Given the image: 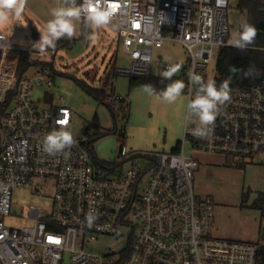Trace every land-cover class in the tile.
Instances as JSON below:
<instances>
[{"label":"built area","instance_id":"1","mask_svg":"<svg viewBox=\"0 0 264 264\" xmlns=\"http://www.w3.org/2000/svg\"><path fill=\"white\" fill-rule=\"evenodd\" d=\"M230 1L113 0L118 8L109 24L130 61L115 67V75L160 77L171 63L157 61L154 51L174 43L188 54L175 75L186 85L190 71L202 76L221 48L231 46ZM22 51L40 61L30 57L32 47L13 45L0 32V189H6L0 190V264H264V191L258 238L240 241L214 236L215 201L194 189L197 152L223 155L231 164L257 158L264 168V78L249 88L229 87L231 100L208 137H194L189 130L196 125L185 124L177 152L121 153L108 162L113 167L103 169L92 151L91 129L61 154L43 151L44 137L60 127L61 109L69 112L66 127L72 133L74 109L37 105L34 84L51 85L53 72L41 67L33 77L20 76ZM184 92L189 97L187 87ZM123 98L111 92L106 99L120 114ZM138 156L145 166L124 169ZM22 186L34 193L50 190L53 206L43 217L30 205L33 224L16 227L5 218L14 214L13 189ZM90 211L97 217L92 227L85 219ZM125 232L124 249L103 247L104 239L120 240Z\"/></svg>","mask_w":264,"mask_h":264},{"label":"rangeland","instance_id":"2","mask_svg":"<svg viewBox=\"0 0 264 264\" xmlns=\"http://www.w3.org/2000/svg\"><path fill=\"white\" fill-rule=\"evenodd\" d=\"M239 1L231 0L228 9L231 37L247 21L246 13L238 8ZM34 2L44 5L48 9L47 18H52L51 9L57 6V0H28L25 12L19 18L10 17L5 25L0 26V32L8 35L11 44L30 48L39 40L40 31L44 30L46 23L39 20ZM77 31L79 35L73 38L70 47L40 54L36 58L53 61L57 72L51 85L34 84L32 93L37 105L56 109L67 104L73 108V137L83 136L90 127L92 133L102 135L94 141L95 155L101 161L114 162L121 153L169 152L175 148L184 135L187 93L184 92L176 103L168 104L158 95L147 94L143 86H131V77L115 75V67H126L130 61L122 38L112 25L98 29L86 25L83 31V23H80ZM93 33L95 39H88ZM154 52L157 61L181 66L188 58L185 49L174 43H166ZM40 68V65H31L27 75L33 77ZM156 73L154 66L153 74ZM215 75L214 63L202 73L205 82L214 80ZM78 80L96 88L105 87L108 92L112 86L114 93L124 97L129 104L126 108L128 116L124 119L120 114V118L115 120L110 108L86 93ZM47 96L52 98L51 102L46 100ZM95 115L99 128L91 126ZM123 131L126 139L121 151L119 136ZM195 155L200 162L195 171V192L202 197L211 196L215 201L214 236L240 241L257 240L264 191V168L258 159L247 158L231 164L223 155L201 152ZM145 163V158L134 157L124 163V169L131 166L142 168ZM12 204L14 214L6 217L5 221L22 227L33 224L29 218L30 205L38 207L41 216L45 217L52 212L53 199L50 190L34 193L31 188L22 186L13 189ZM127 240L125 232L120 240L106 238L102 243L103 247L112 246L119 252L126 247Z\"/></svg>","mask_w":264,"mask_h":264},{"label":"clouds","instance_id":"3","mask_svg":"<svg viewBox=\"0 0 264 264\" xmlns=\"http://www.w3.org/2000/svg\"><path fill=\"white\" fill-rule=\"evenodd\" d=\"M219 2V0H218ZM28 0H0V26L5 25L10 17L19 18L26 9ZM118 4L113 0H57V6L51 9V19L40 31V38L34 42V49L30 57L38 58L40 54H47L55 50L58 41L72 40L79 35L77 25L83 23L88 27L98 29L107 26L117 11ZM257 36L254 25L244 22L241 29L234 32L229 43L232 47L245 50L253 44ZM88 39H95L90 34ZM180 64H170L159 73L162 80H168L163 89L157 91L152 84L143 85L144 91L149 95H158L168 104H174L188 88L189 98L186 106L185 122L195 123L196 126L189 131L198 138L208 137L212 131L217 116L223 105L231 100L228 81L217 87L214 80L205 82L204 78L194 70L188 73V85L182 80H173V76L180 71ZM69 122V112L61 109L56 120L58 130L48 133L42 141V149L49 155L61 154L65 149H71L76 141L71 131L66 127ZM6 191V189H0ZM96 216L90 211L85 219L88 227H92Z\"/></svg>","mask_w":264,"mask_h":264},{"label":"trees","instance_id":"4","mask_svg":"<svg viewBox=\"0 0 264 264\" xmlns=\"http://www.w3.org/2000/svg\"><path fill=\"white\" fill-rule=\"evenodd\" d=\"M238 8L241 12H245L247 16V23L252 24L257 29V36L253 44L249 45L245 50H239L232 46L222 47L220 50V55L215 63L216 65V75L214 81L217 86L224 81H228L229 87L245 89L253 86L258 81L264 78V25H261V22L264 21V0H240L238 4ZM86 25L83 24V31L85 30ZM73 42L72 40L62 39L58 41L56 49L49 50L48 53H55L60 49L68 48L71 46ZM18 56V73L20 76L27 73L30 66L33 64L40 65L41 67H48L53 72V80L56 75V70L54 68V62H45V61H31L28 58V55L25 51L19 52ZM173 80H185V78L180 75H175ZM79 85L83 88V90L88 93L90 96L99 100V102L107 105L112 111L113 117L116 120L119 118L121 114L125 119L128 116V112L126 108L129 107L126 99L123 98L120 101V108L122 113H117L116 107L107 102V96L114 92L113 88L110 92L106 91L105 87H93L88 84L84 80L77 81ZM170 81L162 80V78L157 76H151L150 78H131L130 85H140L143 86L145 84H152L157 91L163 89ZM47 101H52V98L46 97ZM92 127L99 128V123L97 119V115L94 116ZM91 128V127H90ZM88 128V129H90ZM102 137V135H96L91 139L92 143V151L94 141L98 140ZM125 133L119 136V143H121V151L125 144ZM178 142L177 146L173 148L171 151L177 152L180 148ZM100 167L103 169H107L113 167L110 163L101 161L99 163Z\"/></svg>","mask_w":264,"mask_h":264},{"label":"crops","instance_id":"5","mask_svg":"<svg viewBox=\"0 0 264 264\" xmlns=\"http://www.w3.org/2000/svg\"><path fill=\"white\" fill-rule=\"evenodd\" d=\"M42 2H44V0H41ZM33 3V1H32ZM35 7L34 10L36 12V14L38 15L39 20L46 23L49 19L46 16V11H48V9L46 7H43L44 5H37V3H35Z\"/></svg>","mask_w":264,"mask_h":264},{"label":"water","instance_id":"6","mask_svg":"<svg viewBox=\"0 0 264 264\" xmlns=\"http://www.w3.org/2000/svg\"><path fill=\"white\" fill-rule=\"evenodd\" d=\"M263 12H264V9H263ZM261 25H264V21L261 22Z\"/></svg>","mask_w":264,"mask_h":264}]
</instances>
